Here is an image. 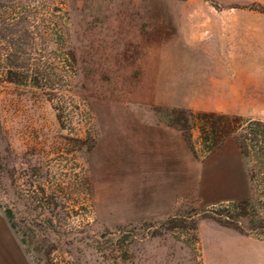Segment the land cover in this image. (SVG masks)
Wrapping results in <instances>:
<instances>
[{"label":"rangeland","instance_id":"rangeland-1","mask_svg":"<svg viewBox=\"0 0 264 264\" xmlns=\"http://www.w3.org/2000/svg\"><path fill=\"white\" fill-rule=\"evenodd\" d=\"M52 9L70 82L0 76V217L20 264H264L227 208L252 196L251 164L234 138L205 152L188 116L264 121V0H0V68L11 28L52 49Z\"/></svg>","mask_w":264,"mask_h":264},{"label":"trees","instance_id":"trees-1","mask_svg":"<svg viewBox=\"0 0 264 264\" xmlns=\"http://www.w3.org/2000/svg\"><path fill=\"white\" fill-rule=\"evenodd\" d=\"M57 12L56 9L51 11L49 41L52 49L45 54L42 49L26 51V43L18 38V31L10 29L9 51L3 57L6 66L0 68L4 81L30 83L34 88L49 89L54 93L60 89L57 83L70 82L74 56L71 50L66 49V32ZM56 110L60 112L59 120L64 109L59 107ZM188 114L198 130L200 145L205 152L209 153L226 139L234 138L241 156L251 164L247 178L252 186V196L247 200L230 202L227 208L235 213L237 219L234 222L244 226L245 231L238 229V232L247 231L264 240V121L243 120L216 112Z\"/></svg>","mask_w":264,"mask_h":264},{"label":"crops","instance_id":"crops-1","mask_svg":"<svg viewBox=\"0 0 264 264\" xmlns=\"http://www.w3.org/2000/svg\"><path fill=\"white\" fill-rule=\"evenodd\" d=\"M0 264H20V249L16 246L8 225L1 217Z\"/></svg>","mask_w":264,"mask_h":264}]
</instances>
